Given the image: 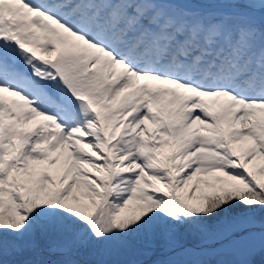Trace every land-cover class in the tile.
Here are the masks:
<instances>
[{"label": "snow or ice", "instance_id": "1", "mask_svg": "<svg viewBox=\"0 0 264 264\" xmlns=\"http://www.w3.org/2000/svg\"><path fill=\"white\" fill-rule=\"evenodd\" d=\"M0 264H264V0H0Z\"/></svg>", "mask_w": 264, "mask_h": 264}]
</instances>
